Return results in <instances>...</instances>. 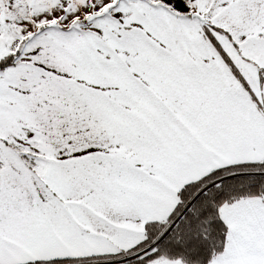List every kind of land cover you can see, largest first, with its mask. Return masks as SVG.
<instances>
[{
    "label": "snow or ice",
    "instance_id": "1",
    "mask_svg": "<svg viewBox=\"0 0 264 264\" xmlns=\"http://www.w3.org/2000/svg\"><path fill=\"white\" fill-rule=\"evenodd\" d=\"M0 264H264V0H0Z\"/></svg>",
    "mask_w": 264,
    "mask_h": 264
}]
</instances>
